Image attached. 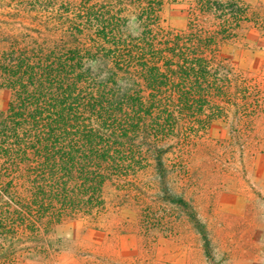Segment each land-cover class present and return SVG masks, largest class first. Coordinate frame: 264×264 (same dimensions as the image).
<instances>
[{
    "label": "trees",
    "instance_id": "obj_1",
    "mask_svg": "<svg viewBox=\"0 0 264 264\" xmlns=\"http://www.w3.org/2000/svg\"><path fill=\"white\" fill-rule=\"evenodd\" d=\"M0 29V256L39 231L97 218L150 169L184 115L222 95L219 48L255 23L241 0H26ZM182 6L183 29L162 25ZM6 23V22H4ZM211 107L201 130L218 117ZM218 113V114H217Z\"/></svg>",
    "mask_w": 264,
    "mask_h": 264
},
{
    "label": "rangeland",
    "instance_id": "obj_2",
    "mask_svg": "<svg viewBox=\"0 0 264 264\" xmlns=\"http://www.w3.org/2000/svg\"><path fill=\"white\" fill-rule=\"evenodd\" d=\"M25 1L0 0V29L31 26L5 17L24 13ZM241 5L255 23L219 48L224 92L184 115L177 131H191L164 144L166 173L122 180V205L41 229L0 264H264V0ZM183 9L165 6L162 25L183 29ZM211 107L220 114L201 130Z\"/></svg>",
    "mask_w": 264,
    "mask_h": 264
},
{
    "label": "crops",
    "instance_id": "obj_3",
    "mask_svg": "<svg viewBox=\"0 0 264 264\" xmlns=\"http://www.w3.org/2000/svg\"><path fill=\"white\" fill-rule=\"evenodd\" d=\"M2 91V90H1ZM6 92V91H5ZM8 100V99H7ZM7 100L5 101L4 105L0 107V109L4 108L6 106Z\"/></svg>",
    "mask_w": 264,
    "mask_h": 264
}]
</instances>
